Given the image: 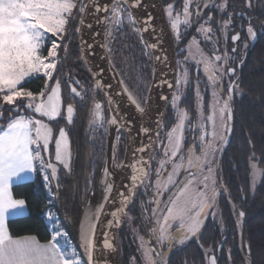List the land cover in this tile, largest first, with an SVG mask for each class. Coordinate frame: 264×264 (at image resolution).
I'll list each match as a JSON object with an SVG mask.
<instances>
[{
  "label": "snow or ice",
  "instance_id": "snow-or-ice-1",
  "mask_svg": "<svg viewBox=\"0 0 264 264\" xmlns=\"http://www.w3.org/2000/svg\"><path fill=\"white\" fill-rule=\"evenodd\" d=\"M191 2L192 0H184L183 19L179 14L173 17L174 6L172 4H168L166 7L171 28L177 34L178 39L180 36L179 26L181 24L191 25L189 19ZM126 3L127 0H117L118 6L111 9L112 17L110 19L117 26L122 23ZM208 6L205 4V7ZM248 6L251 7L250 2ZM75 8V0H0V119L3 118L5 106H11L8 109L10 113L27 111L35 114L32 116L10 115L6 128H0V264H83L75 249H70L67 246V241H65L64 247L60 246L59 238L66 237L67 234L61 230L52 212L48 213V218L54 222V234L45 244L38 243L35 237L14 239L5 227L6 217L20 215L25 205L24 200L14 199L10 192V184L14 178L17 181L25 178L21 174L33 172L36 162H39L41 169L45 172L46 185L57 180V165H62L65 170L71 171L68 132L64 127H61L58 135L54 136L53 127L48 122L57 121V118L62 116L66 119L67 124L70 125L74 122L75 108L73 104L67 105L66 116L62 113L61 80L55 74L60 62L58 50L61 44L58 41L63 40L67 31L66 25ZM197 8V17H199V6ZM219 8L224 11L227 4L221 3ZM79 11L81 13L86 11V6L83 3H81ZM127 18L129 22L136 23L130 12ZM108 19L106 17L105 22ZM211 21L212 16L209 14L204 23L196 29L206 42L211 40L213 33ZM231 23L232 17L229 15V18L223 22V27L226 29ZM134 30L141 31V29ZM247 32L249 39L255 40L256 32L251 23H249ZM49 34L57 39L52 40L51 46L47 50V56H44L42 49L46 46L47 39L50 38ZM109 35H111V29H109ZM239 38V33L231 37L234 45ZM193 46H195V52H193ZM245 46L247 47V45ZM148 47L154 48L155 45ZM188 50L189 56L185 60L191 58L195 59L198 65L203 64L209 86L213 89V99L209 105L210 112L205 117L201 106L203 98L197 87V119L192 122L189 113L179 108L181 95L172 97V108L178 122L167 132L166 142L154 146L162 148L163 153L162 158L158 161V167L155 169L156 179L152 183L155 191L152 199L148 202L149 205H155L151 207L150 217L153 226L149 232L155 238L157 246L166 242L169 247L173 244L183 245L201 231L209 214L213 217L216 216L218 181L214 168L215 156L227 142L225 133L231 131L227 121L232 118L230 101L235 81L229 84V95L223 100H221L222 85L220 84L225 76L230 77L235 74L234 68L227 67L228 54L226 52L222 55L216 54L219 51L217 48L213 50L212 56L205 55L199 48L195 37L189 42ZM109 51L111 50L109 49ZM236 51L237 48L233 47L232 52ZM197 56L198 59H196ZM219 61H223V63L217 64L216 62ZM37 76H42L45 83L39 92L34 93L23 85ZM52 81L55 82L52 83ZM189 82L188 70L185 69L183 75L177 78V89L179 90L182 84L186 86ZM66 83L73 94V99L83 97V89L78 90L73 86L79 85V80L69 77ZM121 84L123 85V81ZM98 87L100 84L99 81H96L94 88ZM125 91L127 92L126 88ZM128 99L136 105L139 113H145V108L131 93H128ZM109 102L111 103V100ZM91 114L93 118L89 121V126L92 128L103 126L104 120L100 103L94 104ZM44 118L48 122H45ZM107 123L116 125L118 120L112 118ZM189 123H191V129L186 127ZM188 130H198L200 135L194 139L193 146L189 147L185 156L182 147L185 141L184 133ZM141 131L148 133L149 129L142 127ZM53 140L56 163L44 159V156L49 153V146ZM196 140L199 142V154L195 152ZM146 150L142 146L137 151L142 153ZM255 159L254 155L249 158L250 161ZM128 166L132 169L131 184L126 186L125 192L118 193L121 198L120 206L111 213L112 219L108 221L109 226L120 225L129 202L134 198L135 189L149 182L150 160H144L141 157L138 160L134 159ZM250 167L253 170L252 181L255 184L258 179L257 168L255 164L251 163ZM48 170L51 172L50 177L47 174ZM108 174V170L105 169V177ZM89 183L91 182L89 181ZM57 187H59L58 184ZM113 187L114 185L111 183L107 185L105 200L110 198L109 194L113 191ZM166 195L167 199L165 200L163 197ZM103 207L100 205L94 211L89 208L86 213V223L82 222L81 224V247L87 256V264H94L93 236L97 223L103 215ZM144 211L147 212L148 209L144 208ZM244 215L245 213L242 211L239 213L240 217ZM129 219L132 218L129 217ZM139 239L141 241L140 251L145 264H161L163 260L161 253L156 248L148 247V242L142 236ZM112 247L113 245L105 239L104 248ZM210 264H217L216 258H210Z\"/></svg>",
  "mask_w": 264,
  "mask_h": 264
},
{
  "label": "trees",
  "instance_id": "trees-1",
  "mask_svg": "<svg viewBox=\"0 0 264 264\" xmlns=\"http://www.w3.org/2000/svg\"><path fill=\"white\" fill-rule=\"evenodd\" d=\"M262 12H256L259 23L264 22V10ZM80 16L81 12H76L75 8L72 17H69L63 40L58 41L61 44L58 50L60 62L55 74L61 80L64 99L73 101L75 106L72 124H67L65 118H59L55 123L56 128L62 124L68 132L72 152L71 171L60 168L56 183L48 188L35 166L32 180L12 185V195L25 201L27 214L8 219L7 229L11 237L33 236L38 242L47 243L52 237L54 222L48 224L46 214L52 212L61 230L67 234V244L70 242L73 245L86 264L78 244V223L87 200L97 204L104 194L102 177L107 157V121L110 112L103 95L94 88L90 79V88L82 98L73 99L66 83L75 74L84 73L89 78L80 59L77 42L76 28ZM123 30L114 33L108 55L117 76L134 94L143 98L146 97L152 78V56L145 51L142 39L136 33H128L127 27ZM49 44L47 42L42 49L44 54ZM44 83V78L37 76L23 86L37 93ZM95 103L101 104L104 120L103 126L98 128L89 126ZM10 107H4L0 128H6L10 115H30L27 111L10 113ZM231 107V137L216 165L221 187L217 207L222 225L220 227L210 216L197 239L181 245L168 264H207V255L211 252L216 254L221 243L218 264H243L244 258L249 264H264V33L257 37L248 50ZM124 147L125 137L122 134L118 139L119 158L123 155ZM253 155L256 159L250 161ZM253 161L260 169L255 186L251 185L250 163ZM241 211L245 213L243 217L239 216ZM239 232L241 252L238 247ZM63 238H59V241L62 242ZM119 238L120 262L130 264L129 257L133 252L129 246L134 244L135 235L128 220L124 221ZM122 240L126 241L125 259L120 253L124 244Z\"/></svg>",
  "mask_w": 264,
  "mask_h": 264
},
{
  "label": "water",
  "instance_id": "water-1",
  "mask_svg": "<svg viewBox=\"0 0 264 264\" xmlns=\"http://www.w3.org/2000/svg\"><path fill=\"white\" fill-rule=\"evenodd\" d=\"M113 2L114 0H85L83 4L86 6V11L81 13L76 28L77 42L82 64L84 65L93 84L95 85L96 81H99L100 87L96 89L105 99L110 112V118L114 117L118 120L125 137V147L123 155L118 163L117 174L113 182V191L109 194L110 198L105 200L106 193L104 190L103 197L100 199L99 203H93L90 199H88L79 218L78 244L86 264L87 256L81 247V224L82 222L86 223V213L89 208L94 211L100 205H103L104 207L103 215L100 217L94 230V264H121L119 255L120 232L122 230L128 209L133 203L142 185L135 189L134 198L129 202V206L125 214L122 216L120 225L109 226L108 221L112 219L111 213L120 206L121 198L118 193L125 192L127 190L126 186L131 184L130 177L132 175V169L128 165L131 164L134 159L138 160L141 157L144 160H150L151 164V159L155 150L154 146L157 144L159 138L165 110L172 98L176 83L177 65L174 37L166 18L162 0H130V7H128L136 20V24L139 29H141L147 45H155L154 48L148 47L152 56L153 71L147 92L148 94L144 104L139 101L126 83L117 76L112 67L107 50V57L112 68L114 80L112 81L108 77L101 63L99 49L102 38L105 36V20L106 17H108V13ZM143 29L147 30L145 31ZM121 81H123V85L121 84ZM125 88L127 89V92L125 91ZM128 93H131L139 104L145 108L146 111L144 114L139 113L136 105L130 102L128 99ZM110 100L111 103L109 102ZM230 108L232 113L231 104ZM227 123L229 124L231 131L226 132L225 136L227 137V142L218 153L217 164H219L221 155L227 147L231 137L233 114L231 120L227 121ZM142 127H147L149 132H142ZM119 137L120 136H117V141ZM142 146L147 150L141 153L137 150ZM109 148L110 141L108 135L107 154L109 152ZM166 199L167 196L165 200ZM105 239L113 245L112 248H104ZM221 246L222 243L218 246L217 257L213 254L208 257V264H210V258L213 257L216 258V261H218ZM238 247L241 252L242 241L240 232ZM179 249L180 247L167 253L163 257L160 246H158L157 251H159L163 257L161 264H168L169 258ZM243 261V264H249L247 259L244 258Z\"/></svg>",
  "mask_w": 264,
  "mask_h": 264
},
{
  "label": "flooded vegetation",
  "instance_id": "flooded-vegetation-1",
  "mask_svg": "<svg viewBox=\"0 0 264 264\" xmlns=\"http://www.w3.org/2000/svg\"><path fill=\"white\" fill-rule=\"evenodd\" d=\"M249 2L251 3V7L248 6ZM165 14H166V7L168 4H172L174 6L175 14L180 12L181 19H183V5L184 0H162ZM221 3H226L227 8L224 11H221L219 5ZM205 4H208V7H205ZM199 6V17H197V11ZM264 10V0H192L189 6L190 12V21L191 25L186 26L181 24L179 26V39L177 38V34L173 35L174 43H175V55H176V65H177V73H176V81L178 76H182L185 69L188 70V79L189 83L185 85H181L180 89H177L176 83L174 87L173 95H181L182 99L179 103V108L184 109L189 113L190 121L195 122L197 119L196 115V107H197V100H196V91L197 87L199 88L200 95L202 99V107L204 116L206 117L210 110L209 105L212 103V91L213 89L209 86L208 78L205 77V71L203 64H197L196 60L193 62L191 59L185 60L186 56L188 55V46L189 42L192 40L193 37L196 38L197 43L199 44V48L203 51V53L207 56H212L214 49H219L216 54H224L225 52L228 54V62L227 67L234 68L235 74L229 76H225L223 80L220 82L222 85V94L221 100L226 98L228 93V86L232 81H235L234 91L232 92V99L230 104L232 103L235 91H236V84L238 76L242 73V65L244 60L246 59L248 50L252 46L253 42L257 39L258 36L264 33V22H258L256 12ZM175 14L173 17H175ZM211 14L212 21L211 27L213 28V33L211 34V40L205 41L203 37L196 31V29L200 26V24L204 23L207 17ZM229 15L232 17V23L225 29L223 27V22L229 18ZM167 18V15H166ZM168 20V19H167ZM170 29V21H168ZM249 23H251L254 31L256 32L255 40L249 39L247 28L249 27ZM208 26V25H205ZM172 31V30H171ZM237 33L240 34L239 40L233 44L231 37L236 35ZM173 34V33H172ZM247 45V47L245 46ZM236 47L237 51L235 53L232 52V48ZM187 49V51L185 50ZM189 56V55H188ZM81 59V57H80ZM198 59V56L196 57ZM217 64L223 63V61L216 62ZM84 66V65H83ZM85 68V67H84ZM86 70V69H85ZM87 72V71H86ZM88 74V73H87ZM89 76V75H88ZM75 80H79V85H73L77 87L78 90L83 89V92L87 94V90L90 88V77L87 79L84 73H80V75L75 74L73 76ZM90 79V80H89ZM219 87V86H218ZM134 93V92H133ZM148 94V93H147ZM146 94V97H147ZM135 96L139 99V101L144 104L146 97H139L135 94ZM178 122L177 117L172 108V98L168 103V106L165 110L163 122L161 125L159 138L157 144L165 141V135L176 123ZM187 128L191 129V123L186 125ZM185 141L183 143L182 151L187 152L189 147L193 146L194 139L198 138L200 132L198 130L192 131L188 130L185 131ZM226 135V133H225ZM156 144V145H157ZM195 152L198 154L200 153L199 142L196 140L195 143ZM163 149L160 147H155L154 154L151 159L150 164V176L155 175V169L158 167V161L162 158ZM219 151L216 153L215 165H217V157ZM217 171V167H216ZM150 180L142 185L138 194L136 195L133 203L128 209L127 215L125 220H128V223L134 227V230H138L141 236L145 237V240L148 242V247L158 249L156 245V240L153 238L149 232V229L153 226L152 218L150 217V207L149 201L151 200V189H150ZM167 196V195H166ZM163 197V199L166 198ZM143 204V207H142ZM144 208H147L148 211L145 212ZM129 217L132 219L130 220ZM152 238H151V237ZM121 238V237H120ZM119 238V241H120ZM134 244H130L129 248L132 249L133 255L130 258V264H141L140 256L138 255L137 248H136V239H134ZM121 243H124L121 248V255L122 259H125L124 253L127 252L126 248V241L122 240ZM181 245H175L174 247L164 250V244L160 245V249L162 251L163 257L179 248ZM215 255L217 257V253H209L207 255V264H208V257L210 255ZM154 255V253H153ZM135 258V259H133ZM170 259V258H169ZM142 261V260H141ZM169 261V260H168ZM142 264H145V262ZM218 264V261H217Z\"/></svg>",
  "mask_w": 264,
  "mask_h": 264
},
{
  "label": "rangeland",
  "instance_id": "rangeland-1",
  "mask_svg": "<svg viewBox=\"0 0 264 264\" xmlns=\"http://www.w3.org/2000/svg\"><path fill=\"white\" fill-rule=\"evenodd\" d=\"M75 2H76V12H80V11H79V8H80V6H81V3H83V0H75ZM117 6H118V4H117V0H114L111 9L114 8V7H117ZM124 7H125L126 11L123 13L122 23H121L119 26L115 25V24L113 23V21L110 19V18L112 17V11H111V9H110V11H109V13H108V17H107V18H109V19H108L107 22H106L105 36H104L105 42L107 43V46H108V50H109V47H110V45H111V42H112V38H113V36H114V33H115L117 30H123L124 27H125V28L127 27V29H128L127 32H128V33H132V32H133V33H136L137 36H139V37L142 39V44H143V46L145 47V51H147V52L150 53L149 48H148V45H147V43H146V41H145V39H144V37H143V35H142V32H141V31H135V30H134V29H139L138 25H137L136 23L133 24V23L129 22V20H128V18H127L128 13H129V12L131 13L130 9L128 8V6H127L126 4L124 5ZM174 14H175V11L173 12V16H174ZM177 14L180 15V12H179V13H176L175 16H176ZM131 15H132V17L134 18V16H133L132 13H131ZM166 15H167V19H168V21H170L167 12H166ZM134 20H135V18H134ZM135 21H136V20H135ZM170 25H171V21H170ZM109 29H111V35H109ZM171 30H172V28H171ZM123 31L126 32V30H123ZM172 33H173V35L176 34L173 30H172ZM49 37H50V38L47 39V41H46V43H47V42L50 43L48 47L51 46V42H52V40L57 39L56 37H51L50 34H49ZM187 46H189V45L187 44L186 47H187ZM44 47H45V46H44ZM44 47H43V48H44ZM47 50H48V48H47ZM47 50H46V53H45V54L42 52V54H43L44 56H47ZM185 50L187 51V49H185ZM193 52H195V46H193ZM188 55H189V52H188ZM188 55H187L186 57H188ZM198 58H199V57H198ZM190 59H191V58H190ZM191 61L194 62L195 59H191ZM205 77H207V75H205ZM54 82H55V81H52V83H54ZM61 96H62V102H63V103H62V113L64 114V116H66V107H67V105H68V104H73V105H74V102L71 101V100L64 99V96L62 95V93H61ZM210 104H211V103H210ZM74 108H75V106H74ZM93 108H94V106H93ZM202 110H203V107H202ZM209 110H210V109H209ZM32 115H35V114H34V113H30V115H28V116H32ZM59 118H64V117H63V116H62V117H58L57 120H58ZM44 119H45V122H48V121L46 120V118H44ZM65 120H66V119H65ZM56 122H57V121L48 122V123H50V126L53 127L54 136H55V135H58V131H59V129H60L61 127H64V128H65V126L62 125V124L56 128V124H55ZM65 129H66V128H65ZM166 133H167V132H166ZM122 134H123V129H122V127L118 126V128H117V130H116V135H115V139H116L115 142H116V144H117V149H118L117 136H121ZM165 138H166V135H165ZM165 141H166V139H165ZM159 144H160V143H159ZM70 151H71V148H70ZM118 153H119V151L117 150L116 158H117V161H118V163H119L120 158L118 157ZM183 153H184L185 156H186L187 152H183ZM198 154H199V153H198ZM216 155H217V154H216ZM54 156H55V145H54V140H53V142L50 143V146H49V153H48L47 155L44 156V159H45V161H51L52 163H56V162H55V159H54ZM215 159H216V156H215ZM71 161H72V152H71ZM251 164H255V165H256V163H255L254 161H253ZM35 165H36L37 169L41 172V174H42V176H43V179H44L45 172H44V170L41 169V167H40V165H39V162H36ZM57 167H58V174H57V175H59V170H60V168H63V166H62V165H57ZM169 168H170V166H169ZM214 168H215V175H216V178H217V181H218V176H217V171H216V165H215V163H214ZM256 168H257V172H258V179H257L256 183L253 184V181H252V172H253V170H252V172H251V185H252V186H255V185L258 183L259 176H260V169L257 167V165H256ZM63 169H64V168H63ZM47 174L49 175V177L51 176V172H50V170H48ZM165 175H166V173H165ZM102 178H103V177H102ZM155 179H156V175H154V176H150V177H149V180H150V182H151V183H150L151 199H152L153 194H154V191H155L154 187L152 186V183L155 181ZM44 181H45V179H44ZM45 183H46V181H45ZM55 183H56V181H51V183L48 184L47 187L49 188L52 184H55ZM104 190H105V189H104ZM220 191H221V187H220V183H219V181H218V186H217V197H216V207H215V211H216L217 214H216L215 217H213L211 214H209L208 217H207L206 220H205V223H206L207 219L211 216V217L215 220V222H217V223L219 224V226L221 227L222 224H221V219H220L219 210H218V207H217V199H218V196H219V194H220ZM153 206H155V205H149L150 210H151V207H153ZM150 212H151V211H150ZM46 221L48 222V224H50V220H49V218H48V214H46ZM205 223H204V225H205ZM204 225H203V226H204ZM203 226H202V228H203ZM202 228H201V230H202ZM51 229H52V228H51ZM172 231H175V229H172ZM200 232H201V231H200ZM200 232H199L195 237L190 238V239H189L188 241H186L185 243H187V242H189V241H191V240L197 239V237H198V235L200 234ZM133 233H134V235H135V239H136V248H137L138 255L140 256L141 260H142L143 263H144V259H143V257H142V253H141V251H140L141 241H140L139 237H141V235H140V233L138 232L137 229L134 230V227H133ZM53 234H54V233H53V231H52V235H53ZM144 236H145V235H144ZM144 236H142V237L145 239ZM150 237H151V236H150ZM151 238H152V237H151ZM63 240H64V241H63ZM63 240H62V242L59 241L61 247H64V246H65V241H67V236L64 237ZM146 241H147V240H146ZM185 243H184V244H185ZM175 245H178V246H179V244H173V246L169 247V245H168L167 242H166V243H164V250H167V248L170 249V248L174 247ZM67 246H68L70 249H75V248L73 247V245L70 244V242L67 244ZM147 246H148V245H147ZM75 251L77 252L76 249H75ZM77 253H78V252H77ZM141 260H140V262H141V264H142V261H141ZM134 263L136 264V262H134ZM83 264H84V263H83Z\"/></svg>",
  "mask_w": 264,
  "mask_h": 264
},
{
  "label": "bare ground",
  "instance_id": "bare-ground-1",
  "mask_svg": "<svg viewBox=\"0 0 264 264\" xmlns=\"http://www.w3.org/2000/svg\"><path fill=\"white\" fill-rule=\"evenodd\" d=\"M126 5L128 7H130V0H127ZM100 59H101V63L103 66V69L105 71V73L108 75V77L113 81V72H112V68L111 65L108 61V57H107V50H108V46L107 43L105 42L104 37L102 38V42L100 45ZM114 117H111L110 119H112ZM118 126H120L119 122L116 125H111L109 124V129H108V135H109V141H110V148H109V152L107 154V160H106V165L104 168V172H103V187L104 189H106L107 185L109 183L113 184L116 174H117V170H118V161L116 158L117 155V144L115 142V135H116V130L118 128ZM105 169L108 170V176L105 177Z\"/></svg>",
  "mask_w": 264,
  "mask_h": 264
},
{
  "label": "crops",
  "instance_id": "crops-1",
  "mask_svg": "<svg viewBox=\"0 0 264 264\" xmlns=\"http://www.w3.org/2000/svg\"><path fill=\"white\" fill-rule=\"evenodd\" d=\"M35 164H34V169H35ZM23 177V179H20V180H16L15 178L13 179V182H11L10 184V192H11V187L12 185L16 184V183H20V182H24V181H29V180H32L34 178V170L33 172L31 173H24V174H21ZM12 194V192H11ZM13 196V195H12ZM14 198V196H13ZM14 199H17V200H22V199H19V198H14ZM27 214V208H26V205L23 206V209L21 210V214L20 215H17V216H12V215H8L5 219V227L7 228V220L10 219V218H14V217H19V216H24ZM8 230V229H7ZM25 237H33V236H21V237H13L14 239L16 238H25ZM36 239V238H35ZM37 240V239H36ZM38 242V240H37ZM38 243H41V242H38ZM41 244H45V243H41Z\"/></svg>",
  "mask_w": 264,
  "mask_h": 264
}]
</instances>
